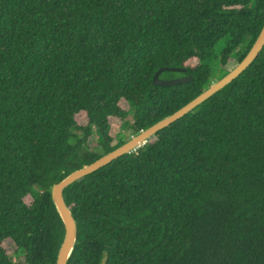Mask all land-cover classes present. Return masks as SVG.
<instances>
[{
  "label": "trees",
  "instance_id": "obj_1",
  "mask_svg": "<svg viewBox=\"0 0 264 264\" xmlns=\"http://www.w3.org/2000/svg\"><path fill=\"white\" fill-rule=\"evenodd\" d=\"M263 24L264 0H0V264H55L64 225L51 187L129 140L114 143L111 120L131 111V138L221 79ZM162 67L178 71L161 79L191 80L155 86ZM63 198L76 225L67 264H264V46Z\"/></svg>",
  "mask_w": 264,
  "mask_h": 264
},
{
  "label": "water",
  "instance_id": "obj_2",
  "mask_svg": "<svg viewBox=\"0 0 264 264\" xmlns=\"http://www.w3.org/2000/svg\"><path fill=\"white\" fill-rule=\"evenodd\" d=\"M263 46H264V24L255 42L253 43L247 54L244 56V58L221 79L213 83L209 88H207L197 97H195L190 102L185 104L183 107L175 111L173 114L161 119L160 121L156 122L149 128L139 132L137 135L132 136L127 142L115 148L114 150L110 151L109 153L101 156L91 164L73 171L63 180L54 184L51 187V191H50L51 198L54 202V205L64 225V237L61 246L59 248L55 264H67V260L71 254L76 238L75 221L69 208L65 204L63 198L64 188H66L73 182L79 180L80 178L105 166L106 164L110 163L114 159H117L121 155L133 151L138 146L144 144L157 131L169 126L173 122L177 121L178 119L189 113L196 106L200 105L202 102L210 98L212 95L217 93L219 90H221L226 85H228L231 81L237 78L258 56ZM163 71H178V69L166 68V67L159 68L153 76V84L155 86H160V87L172 86V85L186 83L191 80L190 76H183L172 79H161L159 75ZM105 261H106V256L103 257L100 264H105Z\"/></svg>",
  "mask_w": 264,
  "mask_h": 264
},
{
  "label": "rangeland",
  "instance_id": "obj_3",
  "mask_svg": "<svg viewBox=\"0 0 264 264\" xmlns=\"http://www.w3.org/2000/svg\"><path fill=\"white\" fill-rule=\"evenodd\" d=\"M225 44H226V39H223L215 45L214 52H213V58L211 59V62H210L211 69H212V75L216 80H218L222 75V70L219 67L218 60H219L220 53H221L222 49L224 48ZM194 64H196V60H191L188 62V65H194ZM235 65H236L235 61L230 60L227 68L228 69L230 68L232 70ZM121 105L124 108H126V105L123 102L121 103ZM76 120L80 124L86 123V118H85V115L83 113L78 114L76 116ZM131 123H132L131 111L129 112L127 118L124 120L122 125L117 120H111V126L112 127L110 130V134L113 137L114 143H118V142H122V141H126V140L130 139L129 137H130V134L132 133V130L130 127ZM97 139H98L97 133L92 132V135L88 140L89 148L95 147V145L97 144V141H98ZM25 201L28 203L30 201V198H27ZM3 247L11 255V257L13 259L16 260L18 258V260L22 261L21 257H16L13 254V251L15 248L11 242L5 241L3 243Z\"/></svg>",
  "mask_w": 264,
  "mask_h": 264
}]
</instances>
